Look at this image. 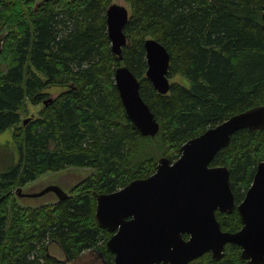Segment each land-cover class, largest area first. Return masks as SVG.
<instances>
[{
	"label": "trees",
	"instance_id": "1",
	"mask_svg": "<svg viewBox=\"0 0 264 264\" xmlns=\"http://www.w3.org/2000/svg\"><path fill=\"white\" fill-rule=\"evenodd\" d=\"M130 12L120 60L111 48L106 11L113 0H0V133L14 127L19 160L0 171V264H83L107 248L111 233L95 217L96 193L114 192L151 175L158 159L172 161L181 146L230 116L264 105V0H124ZM156 38L171 55L167 94L146 76L144 41ZM126 65L160 124L141 136L126 116L115 70ZM53 87L63 90L48 103ZM41 104L26 124L27 103ZM264 160V129L235 132L212 165L230 169L236 208L217 211L225 231L242 227L237 205ZM70 167L93 172L63 201L22 205L17 187ZM187 238V234L184 235ZM59 243L70 262L50 256ZM241 247L205 254L188 264H247ZM73 261H76L75 263Z\"/></svg>",
	"mask_w": 264,
	"mask_h": 264
},
{
	"label": "water",
	"instance_id": "2",
	"mask_svg": "<svg viewBox=\"0 0 264 264\" xmlns=\"http://www.w3.org/2000/svg\"><path fill=\"white\" fill-rule=\"evenodd\" d=\"M129 17L128 7L116 2L106 11L111 48L120 60ZM8 34L7 29L0 32V53ZM144 48L147 78L157 92L167 94L171 55L156 38L145 39ZM114 78L135 129L141 136L155 137L160 124L141 95L138 77L128 66L120 65ZM49 100L51 97L45 103ZM244 128L264 129V105L236 113L189 139L181 146L179 158L160 157L148 177L134 179L111 193H96V221L113 232L107 248L115 256L114 264H188L207 252L213 260H220L228 243L241 247V258L247 264H264V160L258 163L253 182L237 205L241 229L223 230L216 214L232 212L236 199L229 167L212 165V161L231 136ZM23 188L15 189L19 200ZM48 192H54L58 201L70 196L55 184L28 195L42 197Z\"/></svg>",
	"mask_w": 264,
	"mask_h": 264
},
{
	"label": "rangeland",
	"instance_id": "3",
	"mask_svg": "<svg viewBox=\"0 0 264 264\" xmlns=\"http://www.w3.org/2000/svg\"><path fill=\"white\" fill-rule=\"evenodd\" d=\"M113 2L123 4L126 7H128L127 3L124 0H113ZM170 81H177L180 82L181 84L188 85V82L181 76H176ZM63 90L61 87H53L49 89L48 91L51 93L52 97H55L58 93H60ZM42 105L41 104H33L30 101L27 103V110H28V115H38L39 111L41 109ZM25 119V118H24ZM13 133H14V127H10L4 132L0 133V171H3L16 163L19 160V149L16 145V141L13 138ZM90 170V172H89ZM78 169V168H71L68 170L60 171V172H47L41 176V178L35 181H32L28 183L26 186H32L35 183H39L42 180H45L47 178H51L53 180H66L68 184L66 186H70L69 183L71 182H76L79 181L80 179L88 176L92 172V169ZM25 186V187H26ZM26 187V188H27ZM45 197V196H44ZM49 196H46L48 198ZM50 200V198L48 199ZM51 252L58 254L59 257L63 258V253L59 248H54L53 246L51 247Z\"/></svg>",
	"mask_w": 264,
	"mask_h": 264
},
{
	"label": "flooded vegetation",
	"instance_id": "4",
	"mask_svg": "<svg viewBox=\"0 0 264 264\" xmlns=\"http://www.w3.org/2000/svg\"><path fill=\"white\" fill-rule=\"evenodd\" d=\"M51 98H52V96H50ZM48 103V102H47ZM46 104V103H45ZM35 115H31V116H26V118L25 119H27V121L25 122V124L27 123V122H29V120L30 119H32L33 117H34ZM24 119V120H25ZM71 168H78V169H88L89 170V168H86V167H70V168H66V169H63V170H60V171H64V170H68V169H71ZM92 169V168H91ZM60 171H54V172H60ZM89 172H90V170H89ZM92 172H93V169H92ZM91 172V173H92ZM90 173V174H91ZM90 174H88V176L90 175ZM87 175H86V177H88ZM86 177H84V178H82V179H80L79 181H76V182H71L70 181V183H69V187L68 186H66V184H68L67 183V181L66 180H53V179H51V178H47V179H45V180H42V181H40L39 183H35L34 185H32V186H29V187H25V188H23L22 189V192H21V194H23V196L21 197V199H20V202L22 203V205H24V206H28V207H35V206H39V205H42V204H45V203H52V202H54V201H58L57 200V198H56V195H55V193L54 192H48V193H46L44 196L46 197V196H49L48 198H46L45 199V197L44 196H40V197H36L35 195H33V196H29L28 194H34V193H38V192H40V191H42L44 188H46L47 186H49V185H52V184H55V185H58V186H60V187H62L63 189H65L69 194H70V196H71V194H72V189H74L77 185H79L80 184V182L83 180V179H85ZM39 180V179H38ZM121 189V188H120ZM119 190V189H118ZM111 193V192H110ZM69 196V197H70ZM50 198V200H48ZM68 199V198H67ZM64 200H66V199H64ZM63 201V200H62ZM96 205H97V201H96ZM102 228V227H101ZM103 229H105V230H107L106 228H103ZM108 232H110L111 233V236L113 235V232H111V231H109V230H107ZM110 236V237H111ZM188 236V235H187ZM189 237V236H188ZM187 237V238H188ZM110 239V238H109ZM108 239V240H109ZM107 240V241H108ZM54 247V248H59L61 251H62V253H63V258H61V257H59L58 256V254H56V253H52L51 252V247ZM49 250H50V256H52V257H55L58 261H60V262H70V259L66 256V253H65V251L61 248V246L59 245V243H57V242H55V241H52L51 243H49V245H48V247H47ZM112 253V252H111ZM208 254H210L209 252H207ZM207 253H205V254H207ZM204 254V255H205ZM211 255V254H210ZM203 256V255H202ZM82 261H83V264H102V261H104V257L102 256V253L101 252H99V251H97V250H95V251H91V252H89V254L88 255H86V257H83L82 258ZM74 263L76 262V261H73Z\"/></svg>",
	"mask_w": 264,
	"mask_h": 264
}]
</instances>
